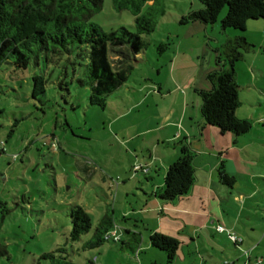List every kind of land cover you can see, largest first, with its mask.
<instances>
[{"label": "rangeland", "instance_id": "374dc122", "mask_svg": "<svg viewBox=\"0 0 264 264\" xmlns=\"http://www.w3.org/2000/svg\"><path fill=\"white\" fill-rule=\"evenodd\" d=\"M153 1L152 5L145 0H103L100 10L90 18L106 31L125 26L134 32V14L137 10L133 5L137 4L140 6L139 12L148 14L154 22L153 31L141 35L144 48L129 61L132 68L126 82L106 98L104 108L90 105L88 87L77 82L86 74V59L78 55V50L69 54L49 53L48 58L42 56L37 63L31 60L26 68L16 67L12 59L0 65V142H4V152L0 151V243L7 252L0 255V264H51L41 256L57 248H64V255L75 263L91 264V258L96 256L104 263L113 261L117 264L116 256L112 253L105 257L109 247L115 248L118 253L129 252L133 257L132 252L138 246L147 244V229L153 225L151 216L141 219L130 216L124 220L121 214L122 209H131L129 202L142 205L149 197L148 192L142 190V184L137 183V178L142 182L147 179L140 172H136L137 178L132 181L122 180V169L131 171L130 152H126L127 144L122 143V139L131 135L129 133L136 134V127L134 124L129 131H120L117 136L113 132L121 128L122 121L135 122L140 119L139 128L143 129L149 121H158L168 109L179 106V98L175 94L167 95L168 90L178 87L180 92L192 91L190 85L184 84L187 74H202L204 67L211 70L220 66L222 61L227 63L225 45L227 40L236 36H244L248 43L247 47H242V56L233 66L236 83L243 86L238 93L240 105L236 115L248 117L251 123L250 130L240 138L248 141L264 133L260 118L264 115V18L247 20L243 30L233 27L222 29L220 22L227 11L225 5L216 21L207 24L205 29V24L200 22L194 25L179 23L189 4L196 7L198 0ZM120 2L127 4L123 7L124 3L120 6ZM163 42L168 46L159 53L157 46ZM174 54L177 55L173 60ZM197 65L202 69L198 70ZM33 75L45 78L44 92L35 97L32 95ZM156 83L161 86L158 91ZM150 87L154 88L153 92ZM148 91L151 92L144 105L116 119L122 109ZM160 92L164 94L163 98ZM145 104L153 111L151 117L146 114ZM189 111H192L191 103ZM175 114L170 118H175ZM212 129L216 130L220 143L226 149L228 135H219L215 126ZM141 139L142 136H136L134 142ZM255 142L247 144L246 151L253 150L258 145ZM197 144L204 148L211 146V142L205 139ZM260 146L264 148V144ZM233 147L235 151L227 150L224 154L225 168L228 171L230 167L232 172H237L233 185L248 188L247 179L251 180L253 172L251 166L248 167L250 159L243 157L238 146ZM138 154L142 155L140 149ZM147 154V150H143V155ZM87 163L96 169L97 176L93 175L92 178L79 169ZM100 174L105 179L103 188L94 180L100 179ZM109 177L119 185L109 188ZM261 201L249 199L250 205H264ZM69 203L81 205L92 219V228L78 241L69 238ZM102 211L109 214L114 211L116 224L130 227L131 232L140 231L137 233L139 242L130 238V232L122 230V241L128 242V245L122 246L120 242L110 240L96 248H83ZM205 242L211 245L206 239ZM153 248L162 255L163 264H167L166 253ZM230 249L234 250L232 244ZM243 252L240 251L238 255L243 259L241 264L246 259ZM232 254L229 257H234ZM140 256L147 259L142 252ZM193 257L198 263L196 255ZM216 257L215 261L208 259L207 264L229 262L224 260L220 249ZM134 260L135 264H139V260ZM134 262L133 259L128 260L130 264ZM173 264H188V260L175 259Z\"/></svg>", "mask_w": 264, "mask_h": 264}, {"label": "trees", "instance_id": "16d2710c", "mask_svg": "<svg viewBox=\"0 0 264 264\" xmlns=\"http://www.w3.org/2000/svg\"><path fill=\"white\" fill-rule=\"evenodd\" d=\"M151 1L150 4L153 5L154 1ZM199 2L200 7L181 16L179 23H213L225 5L227 11L220 22L222 29L233 27L243 30L247 20L264 18V0ZM102 3L103 0H0V65L12 59L16 67L26 68L31 60L37 63L42 56L48 58L49 53L69 54L78 50V55L86 59V74L85 78H78L77 82L88 87L87 99L90 105L104 108L108 95L127 80L128 72L132 68L129 61L144 48L141 35L153 31L154 22L148 14H141L140 6L134 4L133 8L137 10L134 14V32L125 26L106 31L90 21L92 15L100 10ZM120 3V6L124 3L123 7L127 4ZM167 46L166 42L160 43L157 46L158 52L161 53ZM247 46L244 36L227 40L225 51L228 66L220 65L207 72L206 78L210 87L196 90L204 124L217 127L221 133L241 135L251 127L247 118L237 117L235 113L239 98L233 66L242 56V47ZM32 81V95L35 97L44 92L45 78L42 75H33ZM174 143L179 147V155L169 163L163 178V187L157 193L163 202H171L187 195L196 179L194 151L183 139ZM3 146L2 141L1 152H4ZM216 171L221 183L228 186L233 184L235 178L226 171L223 161ZM68 216L71 224L69 238L78 241L92 228L91 216L76 203L68 204ZM114 227L112 214L104 213L82 247L96 248L110 240L120 242L122 246L128 245V242L121 239L106 238V233ZM129 234L133 241L139 242L136 232ZM149 242L166 253L168 263L175 259L179 245L175 238L153 232L149 235ZM6 253L5 247L0 243V255ZM64 254V248H57L54 252L43 253L41 257L49 260L51 264H80L71 261ZM90 263L95 264L92 260Z\"/></svg>", "mask_w": 264, "mask_h": 264}, {"label": "crops", "instance_id": "0c3cea01", "mask_svg": "<svg viewBox=\"0 0 264 264\" xmlns=\"http://www.w3.org/2000/svg\"><path fill=\"white\" fill-rule=\"evenodd\" d=\"M151 2L150 0L149 3ZM199 7V0L196 7H192V3H190L186 9V13L191 9ZM196 22L199 21H192L185 24L194 25L193 23ZM200 23L205 24V29H207L206 23ZM176 55L177 54H174L173 60L176 58ZM185 59L186 58L183 60L185 61ZM225 65L228 66L225 61H222L221 66L225 67ZM200 69L202 68L199 67L198 70ZM208 71H210V68L204 67V69L201 70L202 74H187V82L184 84L190 85L192 89L190 92L187 90L180 92L178 87L168 90L167 95L175 94L177 99L179 98L180 104L176 108L173 106V108L168 109L167 112L163 113L160 120L149 121L143 129L139 128V121L141 119L135 122L122 121L121 128L114 130L113 135L117 136L120 131H129L135 124L136 134L129 133L131 135H126V137L122 139V143L127 144L126 152H130L129 155L131 157L129 159L131 171L127 172L125 169H122L124 174L122 180L126 179L132 181L133 178H137L138 174L136 175V172H140L147 179L145 182H142L137 178V183L142 184V190L145 193L148 192L146 193L147 196L149 195L142 205L138 202L135 204H132V201L129 202L131 209H122V218L126 220L129 219L130 216H137V219H141L151 216L153 225L148 229L145 228L147 229L148 237L151 233L158 232L175 238L179 242L177 255L175 257L176 261L187 262L188 260V264H207L208 259L215 261L218 249H220L225 256L224 260L229 261L227 264H241L243 259L238 256L240 251H248L250 261L256 262V260H260L258 264H264V205H250L249 203V199L262 200L261 202H264V148L260 146L264 144V133L255 137V139L245 141L240 138L243 134L233 135L231 132L221 133L219 131V135H228L227 148L224 149V146L219 141L218 134H216V130H213V126L211 125H205L200 114V98L196 90L210 87V83L206 78L207 74H205ZM234 78L236 79V74H234ZM123 84L124 83L118 88ZM156 84V89L158 91L161 89V86L160 83ZM255 86L257 87V85ZM242 87L243 86L238 85V93L239 89ZM117 89L112 91L109 95H112ZM151 91L153 92L154 88ZM151 91L142 94L140 99L138 98L126 108L122 109L116 116V119L125 117L135 108L144 105ZM163 95L164 94L160 92L161 98H163ZM190 103L192 111L188 112ZM145 107L147 116L151 117V112L153 111L149 110L148 104H145ZM174 112L177 114H175V118L172 119L170 116L172 114L174 115ZM158 116H160L159 112ZM260 118L264 124V115ZM116 119H113V121ZM113 121H111V123H113ZM136 136H142V139L134 142L136 141L134 140ZM203 138L211 142L210 148L200 147L197 144L201 143V141L204 140ZM181 139L185 140L195 153L194 165L196 179L187 195L171 202H163L157 196V193L163 187V178L169 163L175 160L179 155V147L174 142ZM255 141L258 142L259 146H254L253 150L250 152L246 151V145L255 144ZM233 146H238L239 149H241L243 157L250 159L251 164L248 167L251 166L253 172L251 180L249 178L247 179L249 186L248 188L245 187L246 189L242 186L233 185L235 180L231 186L223 184L219 181L217 176L216 170L218 165L223 161L225 168L226 163L224 154L227 150L235 151ZM139 149L142 155L138 154ZM143 150H147L148 154L144 156ZM131 152L133 153L131 154ZM244 153H246V156ZM206 154L208 158H206ZM202 155L205 157H202ZM135 166H139V168L134 170ZM79 169L83 170L86 175L92 178L93 175H98L96 169H93L88 163L81 165ZM230 169L232 168L229 167L228 171H226L235 178L237 172H232ZM76 175L79 176L78 173H76ZM100 176V179L94 180L95 184L103 188L102 186L105 179L101 174ZM92 178L91 180H93ZM109 179V188L119 185L115 180V183H113L112 177H109ZM104 213H108V211H102L97 220H99ZM113 214H115L114 211H112V216ZM114 222L121 240L122 230L131 232L132 229H130V227H122L116 224L115 219ZM218 224L222 225L225 230L218 232L216 230V225ZM227 230L234 232L241 238V241L239 243L232 242L228 238ZM137 233H140V231H137ZM205 239L211 245L206 244ZM230 244L233 245L234 250L230 249ZM242 244H244L245 247L241 248L240 246ZM185 248H187L186 254L189 256H186L184 251ZM141 252L143 256H147L146 260L140 256ZM105 253L106 258L108 253H112L113 256H116L115 259L118 261L117 264H130L128 263L129 259H133V262L135 261L134 259L139 260V264H163L162 255L155 251L149 241L147 244L142 243V245L138 246V248L132 252L133 257L129 252L118 253L113 247H109ZM232 253L234 257L231 258L229 255ZM205 254L208 257H204ZM192 255H196L198 263H195ZM119 256L120 260H118ZM175 259L171 263H168L166 259V263L173 264ZM102 260L100 257L95 256V264H107ZM109 264L114 263L112 261L109 262ZM132 264H135V262Z\"/></svg>", "mask_w": 264, "mask_h": 264}, {"label": "built area", "instance_id": "2783aa9c", "mask_svg": "<svg viewBox=\"0 0 264 264\" xmlns=\"http://www.w3.org/2000/svg\"><path fill=\"white\" fill-rule=\"evenodd\" d=\"M138 168H139V166H135L134 170H136ZM216 230L218 232H222L225 230V228L222 225L218 224V225H216ZM227 235H228V238L234 243H239L241 241V238L239 236H237L234 232L227 230ZM106 238L113 239V240H119L120 239V236L117 232L116 226L106 233ZM243 254L246 257L243 264H258L260 262V260H256V262L250 261L248 251H244ZM91 260L95 262V256H93L91 258ZM225 264H227V263H225Z\"/></svg>", "mask_w": 264, "mask_h": 264}]
</instances>
